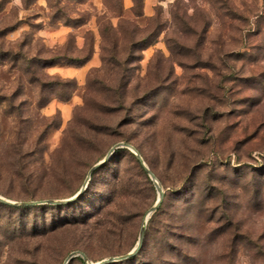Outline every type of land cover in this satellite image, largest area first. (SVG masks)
<instances>
[{
    "label": "rangeland",
    "instance_id": "obj_1",
    "mask_svg": "<svg viewBox=\"0 0 264 264\" xmlns=\"http://www.w3.org/2000/svg\"><path fill=\"white\" fill-rule=\"evenodd\" d=\"M122 3L114 37L123 66L103 59L99 19L120 23L105 0H0V195L69 197L127 141L155 172L163 204L139 259L109 264H264V0H144L142 15L133 0ZM60 8L66 16L54 17ZM155 27L153 44L128 48L130 34ZM92 45L83 65L44 68L46 78L77 82L70 98L44 103L50 89L29 82L22 54L84 55ZM158 195L130 154L116 151L68 206L0 200V264L123 255ZM167 228L180 237L181 262L166 260Z\"/></svg>",
    "mask_w": 264,
    "mask_h": 264
},
{
    "label": "trees",
    "instance_id": "obj_2",
    "mask_svg": "<svg viewBox=\"0 0 264 264\" xmlns=\"http://www.w3.org/2000/svg\"><path fill=\"white\" fill-rule=\"evenodd\" d=\"M105 1L108 2V4H107L108 7H110V9L115 13V15L120 17V23H119L118 27H115L112 23L111 16H109L107 14H104L99 19L100 31H101V35H102L103 59L104 60L109 59L111 62H118L119 64L122 63L121 65L123 66L124 62L126 60H128V58L126 57L125 59H121L118 57V55H117V53H118V40L114 37V33L117 31H120L122 29V25H124L125 19L123 17V12L121 11L122 7H123V3H122V0H105ZM133 2H134L133 7H134L135 14L136 15H142L143 12L141 11V9L143 7L144 0H133ZM61 12L63 14H60ZM61 15L66 16V13H65L64 9H62V8H60L59 10L56 11L54 17L59 18V16H61ZM83 22H84V19H75L73 23H71V21L69 19H67V21H66V23L73 24V25H80ZM129 23L132 24V22H129ZM159 34H160V29H158V27H155L151 31L145 30V32L141 36H139L136 40L133 37H131V34H130L129 35L130 39L128 42V48L133 49V48L139 47L140 49H144L145 47L153 44L157 40V37L159 36ZM93 52H94V48L92 45L88 49V52L84 55H67L64 53H54L51 55L22 54V56H21L22 67L26 70V73L29 76V82L35 83L37 85L38 89L40 90L41 94H43V92L46 88L50 89L51 95H50V97H48V99L44 100V103H46L47 101H49L53 97H60V98L68 99L72 96L73 92L77 89L76 80L74 78H66V79H62V78H58V77L46 78L44 68H46L49 65H53L56 63H60V62L69 63L72 65H83L92 57ZM41 94H40V96H41ZM116 151H125L126 153L130 154V156L134 159V161L136 162V165L138 166V168L140 169L142 174L146 175V177L148 176L143 165L141 164V162L139 161V159L135 156V154L133 152H131V151L129 152V150H127V148L125 149V147H119L114 152H116ZM100 167H98V168H100ZM148 181H150L149 178H148ZM81 196H82V194L72 202L65 203V204H55V206H57V207L68 206V205L76 202ZM42 204H44V203H42ZM162 204H163V200H162L161 204L159 205V207L154 211L151 218L149 219L147 228L145 229V235H144L143 242H142L140 249L134 255L127 257L125 259H122V261H130L134 258L139 259L140 253H142L147 248L148 236L150 234V231L154 230V226H153L154 216H156L160 213L161 208H162ZM35 205H39V204H35ZM23 206H34V205H23ZM217 211H220L223 217L228 216L224 206H220L217 209ZM227 220L229 221V217H227ZM159 230L162 231V228L160 227ZM166 231L171 232V231H168V228H167V230L166 229L163 230V234H165ZM170 234H172V237H173V241H170V244L172 243V245H162L163 251L172 250V253H173L172 255H170V259H166V260L173 262V260L176 259L178 262H181L182 259L180 258V252L178 249H180L182 247V245H177L179 240H180V237H179L177 232H174V233L171 232ZM167 244H169V243H167ZM176 251H178L179 253ZM74 257H76V256H74ZM110 262H107L104 264H109ZM117 262H119V261H117Z\"/></svg>",
    "mask_w": 264,
    "mask_h": 264
},
{
    "label": "water",
    "instance_id": "obj_3",
    "mask_svg": "<svg viewBox=\"0 0 264 264\" xmlns=\"http://www.w3.org/2000/svg\"><path fill=\"white\" fill-rule=\"evenodd\" d=\"M119 147H125L130 149L139 159V161L141 162V164L143 165L144 169L146 170L147 174L149 175V177L153 180L159 195L158 198L156 200V202L148 209L147 214L144 218V222L143 225L140 229L139 232V237H138V241L136 246L129 252L123 254V255H119V256H114V257H109V258H104L94 264H104L110 261H115V260H121V259H125L127 257H130L132 255H134L141 247L142 242H143V238L145 235V226H146V222L150 216V214L152 212H154L159 205L161 204L163 197H164V190L162 189L156 174L154 173V171L146 164L143 156L141 155V153L137 150V148L130 142L127 141H119L117 143H115L114 145L111 146V148L109 149V151L107 152V154L99 161H97L96 163H94L92 165V167L90 168V170L87 173V177L86 180L84 181L82 187L80 188L79 191H77L75 194L69 196V197H65V198H59V199H41V200H31V201H12L8 198H5L4 196L0 195V200L5 202V203H9V204H14V205H35V204H42V203H52V204H65V203H69L74 201L75 199H77L85 190L88 180L90 178L91 173L96 170L98 167H100L101 165H103L113 154V152L119 148ZM76 255H81L85 260H87V256L84 252L82 251H73L71 252L65 259L64 264H67V262L73 258Z\"/></svg>",
    "mask_w": 264,
    "mask_h": 264
},
{
    "label": "crops",
    "instance_id": "obj_4",
    "mask_svg": "<svg viewBox=\"0 0 264 264\" xmlns=\"http://www.w3.org/2000/svg\"><path fill=\"white\" fill-rule=\"evenodd\" d=\"M94 62V61H93Z\"/></svg>",
    "mask_w": 264,
    "mask_h": 264
}]
</instances>
